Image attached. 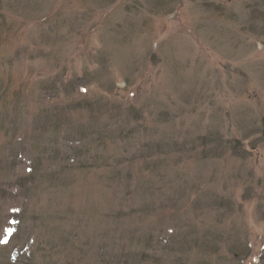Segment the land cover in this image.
I'll list each match as a JSON object with an SVG mask.
<instances>
[{"label":"rangeland","instance_id":"374dc122","mask_svg":"<svg viewBox=\"0 0 264 264\" xmlns=\"http://www.w3.org/2000/svg\"><path fill=\"white\" fill-rule=\"evenodd\" d=\"M0 264H264V0H0Z\"/></svg>","mask_w":264,"mask_h":264}]
</instances>
